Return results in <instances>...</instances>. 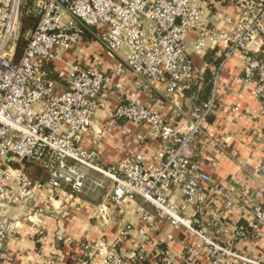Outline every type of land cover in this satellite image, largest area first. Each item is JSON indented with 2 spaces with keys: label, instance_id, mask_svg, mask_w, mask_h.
<instances>
[{
  "label": "built area",
  "instance_id": "built-area-1",
  "mask_svg": "<svg viewBox=\"0 0 264 264\" xmlns=\"http://www.w3.org/2000/svg\"><path fill=\"white\" fill-rule=\"evenodd\" d=\"M219 1L234 9L224 16L222 27L211 23L203 0H0V264L15 260L10 242L26 232L28 224L37 234L43 233L41 199L52 200L63 187L77 194L92 186L105 187L106 179L113 181L111 200L118 208L142 199L144 205L137 210L141 239H147L148 230L162 219L187 228L196 239L185 245L184 264H204L200 262L203 249L208 253L205 264H264V254L245 255L236 242L248 238V227L264 225V204L254 201L247 225L235 229L234 241L217 239L207 193L224 195L228 208L236 203L203 168L193 149L218 107L220 70L234 55H243L241 80L253 85L264 112V0ZM25 15L34 17L36 24L24 33ZM190 32L196 34L192 44ZM22 38L26 44L18 56ZM86 38L109 53L128 48L125 63L138 81L162 83L168 93L196 81L190 51L205 56L211 49L224 48L223 60L213 67L209 98L188 110L182 127L172 125L157 106L139 97L113 110L114 118L142 127L165 145L155 162L133 153L105 165L96 148L81 145L110 84L96 62L66 60ZM25 161L38 164L47 179H32L24 169ZM176 186L193 207L189 218L169 198V190ZM148 204L155 212L146 208ZM105 210L100 208L97 215ZM132 228L126 225L119 240ZM82 248L79 264H89L96 253L101 254V264L146 260L141 253L123 255L116 243L101 240L86 242ZM163 262L177 264L172 251L165 252Z\"/></svg>",
  "mask_w": 264,
  "mask_h": 264
},
{
  "label": "crops",
  "instance_id": "crops-1",
  "mask_svg": "<svg viewBox=\"0 0 264 264\" xmlns=\"http://www.w3.org/2000/svg\"><path fill=\"white\" fill-rule=\"evenodd\" d=\"M203 2L215 26L222 27L224 16L234 10L231 4L219 0ZM195 36L190 32L188 40ZM223 53V47L211 49L205 56L190 51L197 70L196 81L183 85L176 93H168L162 83L148 85L138 81L125 63L128 48L109 53L86 38L77 50L66 55V60L96 62L109 77L110 84L91 129L81 137V145L96 148L105 165L115 164L133 153L155 162L158 151L165 145L149 137L142 127L114 118L113 110L119 103L139 97L157 106L172 125L182 127L187 122L188 110L197 101L194 89L203 88L206 73L210 72L213 77V67L218 64L208 59L221 62ZM57 65L63 67L64 62ZM243 66L242 54L224 63L219 73L218 107L209 118L205 133L193 144L203 168L224 187V193L235 200L236 205L228 208L224 195L207 193L209 219L215 221L212 231L217 239L226 242L234 241L235 229L247 223L245 219L254 201L264 204V112L261 100L254 95L253 85L241 80ZM113 188V181L106 179L105 187L92 186L90 191L78 194L63 187L52 200L41 199L39 205L45 208L39 217L43 233L37 234L28 224L25 228L28 233L10 242V249L17 257L2 264H79L84 256L82 244L97 240L116 243L123 255L143 254L146 257L143 264H164L167 251L173 252L177 264H184L185 245L196 239L187 228L176 227L169 219H162L155 229L148 230L147 239H141L137 210L144 205L142 199L137 197L132 206L118 208L111 200ZM168 195L183 217L192 216L193 207L183 199L180 187H172ZM102 207L106 209L105 214L98 216L97 210ZM146 208L155 212L149 204ZM217 219L220 220L217 222ZM128 224L133 225L132 230L119 240L120 232ZM248 230V238L236 242L245 255L259 258L264 254V225L248 227ZM200 253V262L207 263V251L203 249ZM89 264H101V254L91 257Z\"/></svg>",
  "mask_w": 264,
  "mask_h": 264
},
{
  "label": "trees",
  "instance_id": "trees-1",
  "mask_svg": "<svg viewBox=\"0 0 264 264\" xmlns=\"http://www.w3.org/2000/svg\"><path fill=\"white\" fill-rule=\"evenodd\" d=\"M35 24H36V19L34 17H32L30 15H25L24 18H23V32L25 33V31L28 28L34 27ZM25 44H26V41H25V39L22 38L21 42L19 43L18 49H17L18 56L22 53ZM208 60H211V62H214V63H218L217 65H219L221 63V62H219L220 59L214 60V59L210 58ZM206 74L207 75H206V78H205V82H204L203 88L200 89L199 91L194 89V92H196L197 96H198L196 104H201L202 102L206 101L209 98L210 94H211L212 77H211L210 72H207ZM48 76L50 78H55V75L51 74V73H49ZM23 165H24L25 171L30 175V177L32 179L40 180V181H43V180L45 181L47 179V177H48L47 173L38 164H35L33 162L25 161L23 163ZM242 225L243 226L247 225V223H244Z\"/></svg>",
  "mask_w": 264,
  "mask_h": 264
},
{
  "label": "rangeland",
  "instance_id": "rangeland-1",
  "mask_svg": "<svg viewBox=\"0 0 264 264\" xmlns=\"http://www.w3.org/2000/svg\"><path fill=\"white\" fill-rule=\"evenodd\" d=\"M91 42V41H90Z\"/></svg>",
  "mask_w": 264,
  "mask_h": 264
}]
</instances>
